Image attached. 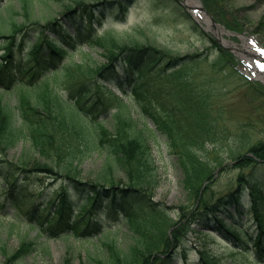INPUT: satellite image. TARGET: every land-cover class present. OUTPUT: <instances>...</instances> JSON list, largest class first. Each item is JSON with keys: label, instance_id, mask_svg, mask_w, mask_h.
I'll return each mask as SVG.
<instances>
[{"label": "trees", "instance_id": "1", "mask_svg": "<svg viewBox=\"0 0 264 264\" xmlns=\"http://www.w3.org/2000/svg\"><path fill=\"white\" fill-rule=\"evenodd\" d=\"M128 1L68 0L58 18L44 25L36 20L30 27L25 23L33 19L32 0H23L26 22H12L8 35L0 31V92L17 94L14 105L0 94V219L10 217L48 239L86 241L102 233L98 216H123L128 223L124 233L133 243L124 249L105 243V255L93 258L95 264H178L179 249L186 250L185 220L198 215L205 229L242 254L264 258V181L255 176L262 167L259 160L264 161V139H254V122L237 118L242 113L228 104L226 83L238 75L231 56L216 47L207 90H199L189 72L198 70L202 55L174 56L152 43L124 40L113 30L96 35L110 10L126 16ZM83 45L91 51L82 50ZM148 76L157 79L148 82ZM163 77L173 82L170 88L159 84ZM241 80L264 97V86ZM112 106L117 114L108 111ZM134 108L155 130L147 124L137 128L130 119ZM158 132L184 174L190 206H180L176 217L154 199L155 164L148 140ZM20 142L24 152L10 160L9 151ZM92 152L102 153L105 169L95 181H84L79 166ZM226 159L235 162L231 169L237 174L218 192L219 173L229 168ZM114 174L124 182L116 184ZM245 186L259 225L257 237L227 220L244 215ZM205 234L198 232L204 236L197 247L199 264H223ZM37 247L26 240L15 251L0 247V264H22ZM186 254L185 264H193Z\"/></svg>", "mask_w": 264, "mask_h": 264}, {"label": "rangeland", "instance_id": "2", "mask_svg": "<svg viewBox=\"0 0 264 264\" xmlns=\"http://www.w3.org/2000/svg\"><path fill=\"white\" fill-rule=\"evenodd\" d=\"M66 1L68 0H33L34 18L31 22L39 20L45 23L51 18L58 17L66 12L63 6ZM210 1L214 9L218 11V16L215 18H219L222 23V25L218 24L222 29V35L218 38L206 31L207 24H205L203 19H200L201 23H199V26H203V30L205 29L204 31L208 35L200 32L188 17L189 10L183 7V0H130L128 1L129 14L123 22H114L116 14L114 10H110L109 14L107 12L105 15L106 24L98 33L101 36L107 28L112 27L117 35L124 38V40L152 43L166 48L174 55L203 54L200 57V59L203 58V62L199 64L198 70L190 71L189 73L194 78L192 82L195 83L196 89L204 90L208 86L206 83L211 78L208 79L212 72L210 61L214 59L218 51L213 44V40L217 41V45L221 48L228 51L231 56L230 61L233 62L234 58L238 60L237 65L241 71L244 69L242 66L243 61L253 63L252 59L256 58V54L252 56L255 52L249 41L254 39L259 45L264 47V0ZM23 15L21 0H0V27L3 30L8 32L12 21L17 23L26 22ZM9 16H12L13 19ZM1 19H4L6 24L3 25L4 21ZM25 24L27 26L31 25L29 22ZM218 39H221L222 42L223 40L227 41V46H221L218 43ZM84 50L87 51L89 48L84 46ZM156 79L157 77L148 76L147 81L153 82ZM206 80L208 81L206 82ZM259 81L264 83V79ZM159 84L168 89L173 85V82L170 78L163 77ZM208 89L213 90L212 87ZM226 90L228 92V104L242 113L236 117L246 122L250 120L254 122L253 138L264 139V97L256 96L255 91L244 84V81L236 74L226 83ZM4 95L6 101L11 104L15 103V93ZM112 112H115V110ZM130 119L136 122L138 129L144 128L145 124L150 129L154 127L148 120L140 116L136 108L131 110ZM106 123L111 125L112 120H107ZM148 143L155 164L154 181L156 182V188L154 198L157 202L168 207L170 213L176 217L177 213L181 211L179 210L180 206H190L187 203L186 192L183 187V172L176 162V157L167 148L164 136L153 135L149 138ZM23 144L21 142L9 151L8 157L10 160L16 161L22 155L24 152ZM103 163L102 153L92 152L88 154L79 166V178L84 181H95L97 176L105 169ZM233 163H235L233 160L226 159L225 164L229 168L219 173V182L215 186L218 192H224L228 184L236 176L237 170L231 169ZM116 175L118 174H114V176ZM119 175L116 176V184L124 182V178L121 177V174ZM255 176L264 181V166L257 171ZM1 186H3L2 180H0V188ZM248 202L249 190L245 191L243 196L245 211L250 210ZM241 207L243 208V206ZM232 209L235 211L233 207ZM198 211L203 213L200 210L196 212ZM260 211L264 217V205L261 206ZM194 218L195 216H190L187 222ZM103 221H106V219ZM118 221L123 222L124 220L119 218ZM234 221L239 226L244 227L250 235H255L258 230V222L252 210L242 217L236 214ZM229 222H233V219H229ZM12 224L13 222L10 219L0 220V247L5 246L9 252L15 251L19 248L24 238L36 240L39 243V248L28 254L23 259L22 264H65L66 259L70 260V264H95L92 260L93 258L105 255L106 250L103 243H112L121 249L133 243V239L129 235L107 231H104L102 236L94 237L87 242H75L72 239L68 241L47 240L44 236L37 237V230L31 229L26 225H19L12 231L10 229ZM123 227H126L124 222ZM191 227L193 231L189 233L188 247L186 246V249L189 262L195 263L199 259L195 247L203 243L204 237L198 239L197 236V233L203 230L201 221H197ZM98 239H101L100 242ZM208 242H210L211 252L217 255L223 264H253L251 258L238 253L236 250H232L233 244L226 242L219 236L209 237ZM183 256L184 250H180L177 258L179 264H184ZM0 261H4L1 253ZM257 262L264 264L262 259L257 260Z\"/></svg>", "mask_w": 264, "mask_h": 264}, {"label": "bare ground", "instance_id": "3", "mask_svg": "<svg viewBox=\"0 0 264 264\" xmlns=\"http://www.w3.org/2000/svg\"><path fill=\"white\" fill-rule=\"evenodd\" d=\"M188 4L193 5V6H197V4L194 3L192 0H188ZM214 32L220 34V36L222 35V30L220 28L215 29ZM224 44L227 45L228 44L227 41H224ZM245 48L247 49V47H245Z\"/></svg>", "mask_w": 264, "mask_h": 264}]
</instances>
